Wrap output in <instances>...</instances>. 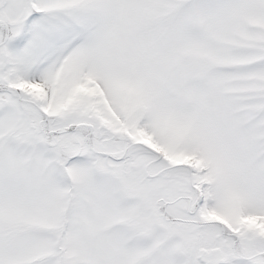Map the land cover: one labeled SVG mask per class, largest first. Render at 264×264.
Here are the masks:
<instances>
[{"label": "snow or ice", "instance_id": "obj_1", "mask_svg": "<svg viewBox=\"0 0 264 264\" xmlns=\"http://www.w3.org/2000/svg\"><path fill=\"white\" fill-rule=\"evenodd\" d=\"M0 264H264V0H0Z\"/></svg>", "mask_w": 264, "mask_h": 264}]
</instances>
